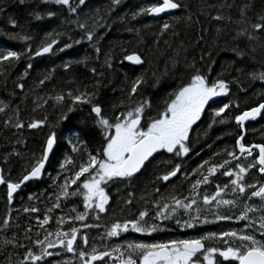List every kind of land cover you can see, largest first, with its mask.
I'll use <instances>...</instances> for the list:
<instances>
[{
  "label": "trees",
  "instance_id": "16d2710c",
  "mask_svg": "<svg viewBox=\"0 0 264 264\" xmlns=\"http://www.w3.org/2000/svg\"><path fill=\"white\" fill-rule=\"evenodd\" d=\"M180 2L184 7L174 14L154 19L149 14L135 18L132 14L158 3L157 0H120L119 5H115L114 0H86L75 14L68 12L67 6L55 4L54 0H24L23 3L20 0H0L3 9L0 11V51L26 52L31 47L34 53L42 43L50 42L47 39L49 33L59 41L53 53L47 56L32 55L29 58L25 55L18 62L5 61L0 66V107L7 105L4 112H0V165L6 178L10 175L13 182L18 181L26 174L25 168L42 154L48 134L53 131L57 134V143L47 166L49 175L40 179L43 182L38 189L24 191L22 199L16 198L15 205L10 204L0 190V221L10 213V227L31 226L36 235H41L43 229L38 227L36 216L43 219L46 209L52 208L54 193H58L57 185H62V171L73 173L75 165L87 160L88 152L95 154L101 150L103 130L96 123L92 105L99 104L103 114L111 119L134 107L133 101L147 99L152 108L146 109L145 116H155L163 109L169 94L189 81L194 74L192 65L206 75L210 83L217 79L227 82L229 92L214 98L201 119L193 125L188 146L199 151L187 155L183 164L199 166L205 160L210 163L230 160L228 153L235 151L242 133L235 116L264 101V80L253 79L254 73L257 76L264 73V32L251 27L258 22L259 15H264V0ZM250 2L252 6L242 18L241 9ZM72 3L75 6L76 0ZM49 11L57 15L49 17ZM34 13H39L41 19L37 20ZM217 16L222 19H215ZM12 20L16 21V26ZM77 22L86 24L88 30L94 32L93 41L84 39L85 30L79 28ZM164 22L170 23L172 28L161 35ZM14 36H29L30 39L25 41ZM250 36L255 38L250 39ZM65 44L72 47L64 48ZM97 47L99 53L95 51ZM60 48L64 51H59ZM133 53L141 56L142 65L125 62V57ZM28 63L32 64L31 69L27 68ZM138 77H142L144 83L129 99L132 84ZM41 80H44L43 84ZM21 84L23 88L19 87ZM69 92L95 93L92 105L74 102L67 95ZM57 95H63L64 100L57 101ZM225 103L239 107H230L224 114L225 122L213 124L214 118L221 119L214 117V111ZM73 104L75 110L69 113L68 108ZM65 115L67 120L62 119ZM36 120H45L46 123L38 129L26 126ZM17 122L25 127L16 128ZM246 130L247 144H264V113L249 122ZM77 133H80L78 138ZM73 144L79 151L72 150ZM66 158L75 164L61 169L59 165ZM162 162L153 160L150 164ZM146 168L140 177L130 182L127 193L131 198L116 201L115 222L136 219L141 211L153 209L156 195L154 171L158 168L149 165ZM22 201L28 208L38 207L41 212H24L26 206ZM62 209L63 201L60 209L50 213L53 219L48 226H57ZM22 236L20 242L24 240Z\"/></svg>",
  "mask_w": 264,
  "mask_h": 264
},
{
  "label": "snow or ice",
  "instance_id": "6c2138e0",
  "mask_svg": "<svg viewBox=\"0 0 264 264\" xmlns=\"http://www.w3.org/2000/svg\"><path fill=\"white\" fill-rule=\"evenodd\" d=\"M20 2L23 3L24 0H20ZM54 3L67 6L68 12L75 14L77 13V8L84 5L86 0H76L75 6L72 0H54ZM114 4L119 5L120 0H114ZM251 6L250 2L241 9L242 18L247 16V9ZM182 7L184 5L180 0H158V3L140 8L137 12L133 13V18L146 14L159 15ZM0 11H3V9L0 8ZM34 15L37 20L41 19L39 13H34ZM47 15L53 17L57 13L49 11ZM174 19L178 18L174 17ZM188 19L191 20L192 17L189 16ZM215 19L219 20L222 17L217 16ZM12 24L16 26V21L12 20ZM77 26L85 30L84 39L93 41L95 34L92 30H88L86 24L77 22ZM251 27L255 31L264 32V15H259L258 22L252 24ZM171 28L172 25L170 23L164 22L162 24L161 35ZM129 30L131 31V29ZM13 38L25 41L30 39L29 36H14ZM249 38L254 39L255 37L250 36ZM47 39H50V42L42 43V46L34 53L31 47H28L26 52L13 50L0 51V66L5 61L18 62L25 55L31 58L32 55L39 57L53 53L54 46L59 41L52 33L48 34ZM76 42L78 43L79 41ZM70 47H72L71 44H65L64 46V48ZM64 48H60L59 51H64ZM95 51L99 53L100 49L97 47ZM125 59L133 61L136 64L144 63L141 56L135 53L127 55ZM191 67L194 69V74L191 75L189 81L169 94V98L164 101L163 109L158 111L155 116H145L146 109L152 108L151 101L147 99L140 102L133 101L134 107H129L110 119L103 114V109L99 104L92 105V98L95 96V93L78 92L73 94L69 92L67 94L74 102L92 105L91 111L97 117L96 123L103 130V144L101 150L95 154L88 152L87 160L75 165L76 170L73 172V175L65 178L62 185H57L59 191L58 193H54L52 208L46 209L43 219L39 215L36 216L38 227L44 229L43 239L39 238V233H37V238L32 242L33 247L39 246V254L27 245H20L26 249V255L20 261V264H25L26 261H33L36 264H40V262H45V264H65L63 261L48 262L46 259L60 255L64 251L75 253L80 264H94L97 261L103 262L105 257L112 256L114 252H119L117 259H119L120 264H204V262L206 264H223L224 261H229L230 264L231 262H236V264H264V184H261L256 189L255 185L245 182V176L249 173L250 169L258 167L259 173L264 174V144L246 147L243 143V135L238 138L237 144L241 156H244L246 153L248 157H252V160L247 165L238 163L235 168H226V166L231 165V160H240L235 151L228 153L231 160L225 159L222 164H213L209 160H205L203 164L199 165V168H204L207 175L200 173L201 179H197L191 185L192 191L190 196L184 199L172 197L174 206L168 203L162 205L158 203L156 217H153V219H170L177 213L178 209H184L190 213L189 219L183 222L180 219L176 220V223L184 228H195L197 223H210L208 215L211 214L218 221L233 219L245 221L247 223L243 230L234 229L219 233L209 232L197 237L171 239L166 242L157 243L130 242L126 246L118 245L111 252L107 250L98 251L93 247L91 252H89L77 244L80 229L69 226V230L64 231L60 227L66 223L64 217L57 218L56 231H48L45 228V226L50 225L53 219L50 213L55 209L61 208L62 199L67 200L70 196H83L85 209L97 211V218H99V213H104L108 210L106 206L109 203L110 197L106 192V187L109 181L115 183L118 179H130L134 177L145 167L146 162L161 150H166L167 153H172L176 156H187L189 154L191 148L188 146V141L193 125L200 120L205 107L214 97L227 95L229 92V85L224 80L217 79L210 83L208 77L201 74L199 69H195L194 65ZM27 68L31 69L32 64L28 63ZM92 72L95 73L96 69L93 68ZM27 74V71H25L24 75L27 76ZM45 79H48V77H45ZM253 79L264 80V73H260L259 76L254 73ZM40 83L43 84L44 80H41ZM143 83L142 77H138L133 82L129 99L137 94L138 88ZM19 87L23 88L24 85L21 84ZM64 98L63 95L55 97L57 101H62ZM233 106L239 107V105L225 103L222 107L217 108L214 111V117L221 119L217 121L214 118L212 123L225 122L224 114L226 110ZM6 107L7 105L0 107V112H4ZM74 110L75 104L68 108L69 113ZM262 113H264V103H260L257 107L244 111L241 115L235 116L234 119L238 125L243 126L246 121L250 119L254 120L256 117L261 116ZM62 119L67 120L68 116L65 115ZM142 120L144 121L143 123ZM8 123H11V121L9 120ZM45 123V120H36L29 123L27 127L38 129L45 125ZM15 127L23 128L25 125L17 122ZM79 135L80 133H77V138ZM56 143L57 134L53 131L48 134L40 157L35 159L33 164L25 168L26 174H23L16 182L12 181L10 175L6 178L4 169L0 168V185L6 187V198L9 203L12 202L14 194L21 189L22 185L33 179L42 177L45 172L46 163L49 160V154L53 152ZM254 149L259 150L257 156H253ZM72 150L79 151L75 144H73ZM74 164L75 162L72 159L66 158L60 167L65 168L66 165L73 166ZM205 165L208 167L205 168ZM199 168L197 171H199ZM221 169H225L222 175L229 178V183L222 186L216 185L214 193L203 194L201 196V193L198 191L199 186L209 184V178L215 176ZM180 171L181 165L177 164L172 170L162 177H158V179L169 181L170 178L177 176ZM81 177H84V179L81 180ZM72 185H76V188L70 191ZM229 188L235 196L234 199L224 198L226 190ZM197 197H200L202 203L198 202ZM253 197L260 199L259 205L243 203V200H251ZM29 199H32V197H29ZM128 203L130 204L131 201H128ZM224 207H227L229 210L236 209L238 210V214H222L220 209ZM72 211H75V209ZM24 212L39 214L41 209L38 207H26L24 208ZM191 213H194V215H191ZM257 213L259 215H256ZM147 217H149V212L148 210H144L139 213L136 219L114 222L108 230L107 235L109 237H116L122 232H128L129 229L137 233L158 231V225L155 223L149 224L146 219ZM86 218L85 213H79L71 217V219L81 222L85 221ZM11 219L12 217L9 214L0 223L7 228ZM83 227L89 228L91 226L83 224ZM31 232V226L25 229L24 238L26 240L31 241L32 238L29 235ZM257 234H259L260 238H257ZM81 241L85 246L89 244V237L86 233L82 235ZM217 242H221L220 246H217ZM5 243H11V241H5ZM121 248H124V251H120ZM219 258H222V260ZM67 264H71V262L69 261Z\"/></svg>",
  "mask_w": 264,
  "mask_h": 264
},
{
  "label": "flooded vegetation",
  "instance_id": "af4514ba",
  "mask_svg": "<svg viewBox=\"0 0 264 264\" xmlns=\"http://www.w3.org/2000/svg\"><path fill=\"white\" fill-rule=\"evenodd\" d=\"M245 144V143H244ZM195 151H199L198 149L191 148L190 153H193ZM237 156L239 157V151L236 148L235 150ZM188 154V155H189ZM258 153L256 150H253V156H257ZM187 156H176L172 153H167L166 150H162V152L154 158V160H163L168 161L172 160L173 162L171 164L169 163H152L153 160L151 159V162L146 164L144 169L137 173L134 177L130 179L122 178L118 179L115 183L112 181L108 182V185L106 187V192L110 197L109 203L106 206L107 211L104 213H99V218H97V211L95 210H86L83 203V196H70L67 200H63V214L64 219L66 221L65 224L61 225L60 227L64 231L69 230V226L76 227L80 229V235L77 239V244L83 248L86 251L91 252L92 248L95 247L98 251H105L107 246H113L114 240L112 241L111 237L107 235L108 230L110 229L111 225L115 222L114 219V211H115V204L117 200H124L126 198H131V194L127 193L130 191L129 184L130 182L136 180L138 177H140L145 170L146 167L152 166L156 167V172L154 174L155 177V203L152 205V210L149 212V217L154 216L156 217L157 214V204H164L168 203L170 205H173L172 197H176L178 199H184L185 197H189L191 194V185L197 180L201 179L200 173H203L207 175L204 168H199V166L192 164V165H184L183 160ZM231 160V158H230ZM252 160V157H248L247 154L240 157L239 161L231 160V165L226 166L235 168L238 163H243L247 165ZM221 163H213V164H222ZM181 165V171L177 174V176L170 178L169 181H163L162 179H158V177H162L167 172L173 169L175 165ZM208 166L205 165V168ZM199 168V171L197 169ZM225 169H221L220 172H217L215 176L210 177V183L207 185H200L198 188V191L201 193V196L203 194H212L216 190V185H224L229 183V178L222 175V172ZM195 173V174H194ZM48 169L46 170L45 175H48ZM44 175V176H45ZM68 175H73V173L67 172L66 170L62 171L61 179L60 181L63 183V180L67 178ZM87 175V174H85ZM234 178V177H233ZM84 177H81V180H83ZM42 180L33 181L30 184L26 185L25 187L19 189L16 194H14L13 200L10 204L15 205L17 202H15L16 198L22 199V194L24 191H31L38 189V185L42 183ZM50 182V180H48ZM245 182L247 184H253L256 186V189H258L261 184H264V174L259 173L258 167L254 169H250L249 173L245 176ZM79 183V182H78ZM76 185H72L70 188V191L75 190ZM49 189H54L49 187ZM48 189V190H49ZM159 189V191H157ZM47 190V192H48ZM1 191L3 192V196L6 197V187L3 185L1 187ZM56 191V190H55ZM58 191V190H57ZM250 194V190H249ZM46 195V194H45ZM232 196L235 198L234 195H232L230 188L226 190V194ZM198 202L202 201L200 200V197H197ZM243 203H254L256 205L260 204V199L257 197H253L251 200H243ZM15 208L13 207V210ZM75 209V211H72ZM79 213H85L86 214V220L81 222L79 220L71 219V217H74L75 215ZM10 214V213H9ZM8 214V215H9ZM231 214V213H228ZM191 215H194V213H191ZM256 215H259L257 213ZM190 216V213L186 212L184 209H178L177 213L173 215L170 219H160L156 218L157 221H155L158 225V231L153 232L151 236H148L145 241L151 242V243H157V242H166L171 239H186L190 237H197L200 235H205L209 232H221V231H229V230H243L245 228V224L247 222L245 221H237V220H219V221H213L211 220L209 216L208 219L210 223L203 224L199 223V225H196L195 228H184L181 225L176 223L177 219H188ZM3 219L0 221L2 222ZM10 223V221H9ZM83 224H88L91 227L84 228ZM220 224V225H218ZM258 226V225H257ZM28 227H10L8 226L5 228L2 223H0V264H20V261L24 259V256L26 255V249L24 247H20V245H27L29 248H32L33 251H35L38 254V246L33 247V241L37 238L36 233H34L35 229L32 228V232L29 234L31 235V241H22L19 242L17 246L14 239L19 238L20 235H25V229ZM48 231H56V227L46 226L45 227ZM41 230V229H40ZM87 234L89 237V244L87 246L82 244L81 237L83 234ZM44 236V229L42 230V234L39 235V238L42 239ZM24 237V236H22ZM257 238L259 237V234H257ZM5 241H11V243H5ZM23 243V244H21ZM221 242H217V246H220ZM106 246V247H104ZM37 247V249H36ZM36 249V250H35ZM58 251V250H53ZM10 253V254H9ZM5 255V256H4ZM56 259H61V261L65 262H71V264H80L79 259L76 258L75 253H68L66 251L61 252L60 255L54 256ZM118 256L113 254L110 257H105L104 261H97L94 262V264H120L119 259H117ZM53 257L46 258L49 262L50 259ZM222 260V258H219ZM25 264H36V262L33 261H26ZM206 264V262H204ZM223 264H230L229 261H224ZM231 264H236V262H231Z\"/></svg>",
  "mask_w": 264,
  "mask_h": 264
},
{
  "label": "rangeland",
  "instance_id": "374dc122",
  "mask_svg": "<svg viewBox=\"0 0 264 264\" xmlns=\"http://www.w3.org/2000/svg\"><path fill=\"white\" fill-rule=\"evenodd\" d=\"M218 97V96H217ZM217 97H214V98H217ZM213 98V99H214ZM62 164V163H61ZM60 164V165H61ZM59 165V166H60ZM61 169H63V168H61ZM60 173V172H59ZM49 175V174H48ZM55 176H56V174H55ZM55 178V177H54ZM57 190L59 191V189L57 188ZM233 195V194H232ZM225 199H234L232 196H230V195H227L226 197H224ZM220 211H221V213L222 214H224V213H226V214H228V213H231V214H238V210H236V209H232V210H229L227 207H224V208H222V209H220ZM209 216V215H208ZM153 217L154 216H151L150 218H146L147 219V221H148V223L149 224H152V223H155V224H157L155 221H157V219L155 218V219H153ZM209 217H211L210 219L211 220H213V221H218V220H215V217L213 216V215H211V216H209ZM189 219V218H188ZM181 220V222H183L184 220H187V219H180ZM233 220H235V219H233ZM197 225H199V223H197ZM218 225H220V224H218ZM153 233V232H152ZM152 233H147V232H144V233H137V232H135L134 230H132V229H129V231L128 232H126V233H124V232H122L119 236H116V237H111V239H112V241L114 240V245L112 246H107V248H106V250L107 251H112V249H114V248H116L118 245H125L126 246V244L127 243H130V242H136V243H141V242H143V243H151V242H148V241H145V240H147L146 238L148 237V236H151V234ZM42 239H43V237H42ZM104 247H106V246H104ZM36 249H37V247H36ZM35 249V250H36ZM38 254H39V246H38ZM50 251H53V250H50ZM120 251H124V248H121L120 249ZM113 254H115L116 256H119V252H114ZM50 258V257H49ZM53 261H61V259H56V257H54L53 256V258L52 259H50L49 260V262H53Z\"/></svg>",
  "mask_w": 264,
  "mask_h": 264
},
{
  "label": "water",
  "instance_id": "95a60500",
  "mask_svg": "<svg viewBox=\"0 0 264 264\" xmlns=\"http://www.w3.org/2000/svg\"><path fill=\"white\" fill-rule=\"evenodd\" d=\"M158 1V0H157ZM178 9H174V10H169V11H167L166 13H162V14H159V15H152V14H149V17H151V18H154V19H161L162 17H164V16H168V15H172V14H174L176 11H177ZM50 54V53H49ZM49 54H45V55H43V56H47V55H49ZM135 54H137V53H135ZM130 55H132V54H130ZM125 62L126 63H128V64H130V65H133V66H140V65H142V64H136V63H134L133 61H128V60H126L125 59ZM262 103H264V101L262 102ZM250 110V109H249ZM247 111V110H246ZM241 115V114H240ZM259 117V116H258ZM257 118V117H256ZM253 119H250V120H248V121H246L244 124H243V126H241V128H242V135L245 137V133H246V125H247V123L248 122H250V121H252ZM32 129V128H31ZM55 146L56 145H54V148H55ZM237 146H238V144H237ZM247 147V146H246ZM54 150V149H53ZM238 150H239V146H238ZM259 151V150H258ZM162 152V150L159 152V153H161ZM159 153H156V154H154V156L153 157H155L157 154H159ZM246 154V153H245ZM50 155H51V153L49 154V158H50ZM152 157V158H153ZM239 157H241V154H240V152H239ZM152 158H150V160L148 161V162H150L151 161V159ZM49 161V160H48ZM148 162H146V164L148 163ZM0 168H2L1 167V165H0ZM144 168H142L141 169V171L143 170ZM46 170H47V163H46V166H45V172H46ZM45 172H44V174L42 175V177L41 178H38V179H33V180H31V181H29V182H27L25 185H22V187L23 186H26V185H28V184H30L31 182H33V181H37V180H40V179H42L43 177H44V175H45ZM173 178V177H172ZM3 185H0V188L2 187Z\"/></svg>",
  "mask_w": 264,
  "mask_h": 264
},
{
  "label": "bare ground",
  "instance_id": "6f19581e",
  "mask_svg": "<svg viewBox=\"0 0 264 264\" xmlns=\"http://www.w3.org/2000/svg\"><path fill=\"white\" fill-rule=\"evenodd\" d=\"M182 1H183V0H182ZM207 7H208V6H207ZM211 7H212V6H211ZM212 10H213V9H212ZM202 11H203V10H202ZM115 12H116V11H115ZM120 12H121V11H120ZM132 12H133V11H132ZM207 12H208V11H207ZM211 12H212V11H211ZM87 13H88V12H87ZM127 13H128V12H127ZM213 13H214V12H213ZM228 14H229V13H228ZM106 15H107V14H106ZM132 15H133V14H132ZM190 15H191V14H190ZM229 15H231V14H229ZM127 16H128V15H127ZM202 16H203V15H202ZM211 16H212V15H211ZM122 17H123V16H122ZM122 17H121V18H122ZM104 18H105V17H104ZM204 18H205V17H204ZM210 18H211V17H210ZM97 19H98V18H97ZM115 19H116V18H115ZM99 20H100V19H99ZM109 21H110V20H109ZM93 22H94V21H93ZM212 22H214V21H212ZM229 22H230V21H229ZM106 23H107V22H106ZM96 25H97V24H96ZM107 25H108V24H107ZM114 26H115V25H114ZM93 27H94V26H93ZM144 27H145V26H144ZM238 29H239V28H238ZM120 31H121V30H120ZM236 31H237V30H236ZM219 32H220V31H219ZM239 36H240V35H239ZM240 37H241V36H240ZM128 39H129V38H128ZM128 39H127V40H128ZM232 41H233V40H232ZM107 42H108V41H107ZM169 43H170V42H169ZM232 44H233V43H232ZM101 47H102V46H101ZM133 49H134V48H133ZM214 50H215V49H214ZM117 51H118V50H117ZM226 51H228V50H226ZM201 52H202V51H201ZM211 52H212V51H211ZM228 52H229V51H228ZM110 53H111V52H110ZM217 53H218V52H217ZM198 55H199V54H198ZM237 55H238V54H237ZM239 55H240V54H239ZM153 56H154V55H153ZM120 58H121V57H120ZM122 58H123V57H122ZM216 58H217V57H216ZM238 58H239V57H238ZM175 60H176V59H175ZM94 61H95V60H94ZM98 62H99V61H98ZM156 62H157V61H156ZM159 62H160V61H159ZM193 64H194V63H193ZM175 65H176V64H175ZM212 65H213V63H212ZM151 66H152V65H151ZM151 66H150V67H151ZM235 66H236V65H235ZM154 67H155V66H154ZM69 68H70V67H69ZM257 69H258V68H257ZM155 70H156V69H155ZM51 72H52V71H51ZM164 74H165V73H164ZM54 75H55V74H54ZM92 75H93V74H92ZM54 77H55V76H54ZM161 77H162V76H161ZM166 77H167V76H166ZM24 91H25V90H24ZM212 100H213V99H212ZM212 100H211V101H212ZM211 101H210V102H211ZM210 102H209V103H210ZM156 105H157V104H156ZM257 106H258V105H257ZM257 106H255V107H257ZM206 107H207V106H206ZM206 107H205V108H206ZM48 109H49V108H48ZM48 115H49V114H48ZM202 115H203V113H202ZM202 115H201V117H202ZM259 117H260V116H259ZM257 118H258V117H257ZM257 118H255V119H257ZM200 119H201V118H200ZM255 119H254V120H255ZM209 121H210V120H209ZM197 122H198V121H197ZM197 122H196V123H197ZM250 122H251V121H250ZM248 123H249V122H248ZM248 123H247V124H248ZM26 126H27V125H26ZM245 129H246V128H245ZM241 130H242V128H241ZM256 132H257V131H256ZM2 134H3V133H2ZM254 134H255V133H254ZM228 135H229V134H228ZM241 135H242V133H241ZM241 135H240V136H241ZM246 135H247V130H246V133H245V137H246ZM240 136H239V137H240ZM245 137H244V140H243V143H245V146L250 147V146H253V145H257V144H254V143H249V144H247L246 141H245ZM250 137H252V136L250 135ZM253 138H254V137H253ZM218 140H219V139H218ZM237 140H238V139H237ZM227 143H228V142H227ZM207 144H208V143H207ZM229 144H230V143H229ZM236 148L238 149L237 143H236ZM236 148H235V150H236ZM36 150H37V149H36ZM254 150H256L257 153H258V149H254ZM238 151H239V150H238ZM34 152H35V151H34ZM51 154H52V153H51ZM159 154H160V153H159ZM159 154H157L155 157H157ZM221 154H222V153H221ZM50 156H51V155H50ZM155 157H153L152 160H154ZM49 159H50V158H49ZM161 161H163V160H161ZM170 161H172V160L170 159V160H168V161H163L162 163H169V164H171L173 161H172V162H170ZM48 162H49V161H48ZM48 162H47V166H48ZM155 172H156V171H154V174H155ZM23 187H25V186H23ZM23 187H21V188H23ZM15 194H16V193H15ZM41 196H42V195H41ZM41 196H40V197H41ZM139 198H140V197H139ZM48 199H49V198H48ZM25 200H26V198H25ZM38 200H40V198H38ZM39 202H40V201H39ZM22 204L24 205L25 203H23V201H22ZM41 205H42V204H41ZM48 205H49V204H48ZM24 206H26V205H24ZM46 206H47V205H46ZM26 207H27V206H26ZM60 214H61V217L64 216V214H63V209H62V211L60 212ZM114 218H115V216H114ZM30 220H31V218H30ZM24 237H25V235H24ZM19 239H20V238H15V239H14V241H15V243H16L15 246H17V245L19 244V242H20ZM25 240H26V239L24 238V240H22V241L24 242ZM26 241L29 242V240H26ZM21 244H23V243H21ZM17 247H18V246H17ZM20 247H21V246H20ZM9 254H10V253H9ZM4 256H5V255H4Z\"/></svg>",
  "mask_w": 264,
  "mask_h": 264
}]
</instances>
